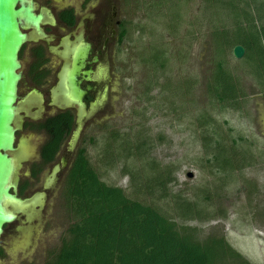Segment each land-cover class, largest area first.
I'll list each match as a JSON object with an SVG mask.
<instances>
[{
  "label": "rangeland",
  "instance_id": "1",
  "mask_svg": "<svg viewBox=\"0 0 264 264\" xmlns=\"http://www.w3.org/2000/svg\"><path fill=\"white\" fill-rule=\"evenodd\" d=\"M135 5L133 2L125 10L126 38L122 45L116 47L120 53L113 59L114 93L110 95V101L113 100L115 116L108 115L106 100L104 112L99 114L101 116L97 115L89 121L86 131L94 138L93 143H87L89 159L101 181L127 189L129 178L122 176L121 169L124 162L114 168L101 165V150L106 143L113 145L110 136L114 131L120 132L121 138L141 133L147 147L149 143L152 147L149 153L147 147L140 149L141 154L147 155L145 161L130 158L128 166L132 165L137 170L147 165L149 160L155 161L159 167H169L173 171L172 178L177 185H168V191L180 190L188 195H198L203 200L214 195L208 203H216L215 212H219L222 205L226 219L218 218L206 224L192 223L190 226L198 227L201 237L213 228L222 231L232 249L251 264H264V100L248 72L249 63H243V57L235 59L233 49L227 58V67L239 77L245 95L243 107L236 112L221 110L217 105L210 107L204 90L212 60L207 0H137L136 8ZM258 14L261 16L263 11ZM151 45L166 53V69L156 74L158 84L167 80L173 87L178 82L188 81L193 84L189 95H176L174 101L169 99L165 104L160 101L163 94L160 95V89L156 88L150 95L156 99L152 103L145 101L143 88L154 74L140 56ZM27 59L26 52L24 63L28 62ZM198 109H205L211 114L222 144L229 155L236 154L238 157L236 167L247 163L244 159L247 154L251 155L249 166L232 173H222L214 163L206 161L208 158L195 133ZM143 110L147 112L142 115ZM104 121L108 125L102 126ZM137 124L142 127L138 128ZM94 133L99 135L93 136ZM91 136L85 137L86 140ZM233 141L236 142L235 148ZM121 155L124 156L123 152ZM189 173L191 178L187 177ZM54 183L55 174L47 173L41 185L45 192L54 193L57 189ZM45 192L39 191L38 195L42 197L35 210L27 214L28 223L13 225L20 233L11 240L7 239V235L3 237L2 241L10 246L3 264H13L14 261L16 264L32 253L30 259L33 264H44L51 251L58 248L69 217L61 201V188L59 193H54L53 199ZM159 204L163 208L171 205L169 201Z\"/></svg>",
  "mask_w": 264,
  "mask_h": 264
},
{
  "label": "trees",
  "instance_id": "2",
  "mask_svg": "<svg viewBox=\"0 0 264 264\" xmlns=\"http://www.w3.org/2000/svg\"><path fill=\"white\" fill-rule=\"evenodd\" d=\"M207 3L212 60L204 85L206 102L210 107L217 105L221 110L236 112L243 107L245 95L239 77L227 67V58L237 45L244 48L242 62L249 63L248 72L264 100V0H207ZM125 30L122 28L119 44L125 41ZM159 50L151 45L140 56L154 74L144 86L143 96L146 102L152 103L156 98H152L151 93L160 89V95L163 94L160 101L166 104L169 99L174 101L176 95H189L193 84L184 81L171 87L167 80L158 84L156 74L166 69L167 61L166 53ZM243 63L241 65L245 66ZM146 112L143 110L141 114ZM197 113L195 133L208 158L206 161L214 163L222 173L249 166L251 155L247 154L244 155L247 163L236 167L238 157L229 155L222 144L211 114L205 109H198ZM71 124L68 115L41 124L47 141L41 150L42 163L35 173H41L54 160L61 143L70 133ZM137 127L142 125L137 124ZM120 136V132L111 133L113 145H103L99 162L110 168L124 162L122 176L129 178L127 189L130 192L101 181L87 153V143H93L94 138L91 136L86 140L85 136L61 183L60 197L69 223L58 248L51 251L44 264H251L232 249L222 231L213 228L201 237L198 227L190 226L226 219L222 205L219 212H215L216 203H208L214 195L203 200L180 190L168 191V185H177L172 178L173 171L169 167H159L155 161L149 160L137 170L128 166L130 158L145 161L147 155L139 151L146 148L147 143L141 133ZM133 141L136 144L132 146ZM235 143L232 142L233 147ZM151 147L149 143L148 153ZM167 201L171 204L168 207L159 204Z\"/></svg>",
  "mask_w": 264,
  "mask_h": 264
},
{
  "label": "flooded vegetation",
  "instance_id": "3",
  "mask_svg": "<svg viewBox=\"0 0 264 264\" xmlns=\"http://www.w3.org/2000/svg\"><path fill=\"white\" fill-rule=\"evenodd\" d=\"M31 1L35 5V13L43 16L40 24L43 34L38 35L33 29L27 32L29 40L21 48L19 55L23 77L17 89L19 112L15 125V151L12 153L20 160L16 190L17 196L24 203L16 207L20 211L17 220L3 227L0 264L4 263L10 248L2 239L7 235V239L11 240L20 233L14 224L28 223L27 214L35 210L42 197L38 195L39 191L45 192L41 185L44 176L55 173L54 184H57V189L54 193H59L62 180L70 169L80 144L88 136L89 121L97 115L101 116L99 114L104 112L106 100L108 115L115 116L113 100L110 101V95L114 93L113 59L120 53L116 51V47L122 45L119 44L122 28L126 29L123 27V24H127L123 16L125 10L133 2L137 5V0ZM79 48L88 51L78 76L79 89L83 93L81 105L71 101L65 85V69L69 68ZM26 52L28 62L24 63ZM67 115L72 120L69 135L61 143L54 160L41 173H35L42 163L41 150L47 141V134L40 128L41 124ZM106 125L108 122L104 121L102 126ZM98 135L94 133L93 136ZM45 193L53 199V192ZM33 254L22 257L16 264H33L30 259Z\"/></svg>",
  "mask_w": 264,
  "mask_h": 264
},
{
  "label": "water",
  "instance_id": "4",
  "mask_svg": "<svg viewBox=\"0 0 264 264\" xmlns=\"http://www.w3.org/2000/svg\"><path fill=\"white\" fill-rule=\"evenodd\" d=\"M42 20V14L35 13L31 0H0V238L4 234L3 227L17 220L20 211L16 207L24 203L16 190L20 160L12 155L19 112L17 89L23 77L19 55L29 40L27 32L33 29L38 35L43 34ZM87 53L85 49H77L72 63L65 69V85L71 101L80 105L83 93L79 89L78 76ZM232 54L235 59H241L244 48L237 45ZM33 91L36 93L35 89ZM187 177L192 176L189 173Z\"/></svg>",
  "mask_w": 264,
  "mask_h": 264
}]
</instances>
